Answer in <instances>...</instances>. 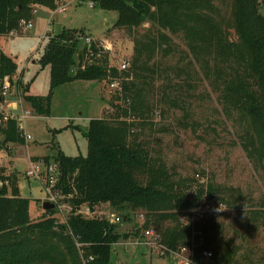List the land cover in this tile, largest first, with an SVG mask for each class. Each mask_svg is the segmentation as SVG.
I'll use <instances>...</instances> for the list:
<instances>
[{"label": "trees", "instance_id": "obj_1", "mask_svg": "<svg viewBox=\"0 0 264 264\" xmlns=\"http://www.w3.org/2000/svg\"><path fill=\"white\" fill-rule=\"evenodd\" d=\"M61 2L0 0V37L18 30L22 20L31 21L35 7L57 10ZM82 2L92 3L94 8L104 11L117 12V28H138L152 23L156 32L154 37L147 34L145 39L136 41L132 67L122 72L110 67L106 60H98L97 64L79 67L75 71L77 57L82 56V63L88 54L97 55L98 47L91 44L78 54L81 32L65 30L54 35L40 59L42 66L51 68V93L76 81L114 83L121 80L123 98H129L131 104L130 108L121 111L120 116L141 119L145 127L147 123L143 120L150 115L151 104L144 96L143 86L153 80L156 70L154 65L143 61V57L156 51H164L163 57L168 55L166 51L173 49L174 44L167 31L173 35L184 34L188 45L196 46V55L214 56L215 65L212 67L208 58L204 60L212 92L230 121L238 115L240 122L248 125L240 136L241 144L248 157L264 168V0ZM224 6H227L229 16L227 10L224 12ZM230 31H234L236 40ZM16 74V63L0 48V81L8 76L14 86ZM138 77H143L142 87L135 82ZM20 88L25 102L30 103L38 115H49L51 94L39 97L27 94L28 89L23 90L21 83ZM162 97L163 105L183 112L186 118L191 115L193 103L188 105L187 92L176 83L170 82ZM1 101L0 94V121L4 117ZM163 114L166 115L164 111ZM121 117L115 121L107 117L91 121L85 134L89 142L86 157H68L61 153L53 160L59 177L56 191L72 196L69 202L73 211L67 224L58 222L56 207L44 211L41 219H32V203L21 196L17 182L0 188V264H83L77 243L84 245L85 257H95V264H112L113 247L123 238L117 233L116 224L106 219H86L76 213L82 205H89L94 211L102 204H109L115 210H123L129 205L157 214L160 220L174 221L176 225L161 234L162 243L171 250L194 245L193 264H242L237 260L238 256L241 257L240 247L220 242L218 249L212 248L215 232L222 230V226L215 222L216 216L195 226V232L200 236H194L192 227L181 222V214L196 209L205 198L217 197L218 189L211 184H202L192 192L186 182L174 181L165 162L151 156L148 146L131 134L136 124L129 119L121 120ZM9 143L25 144L24 132L16 120L0 125V151ZM44 161L52 164L48 159ZM140 175L146 178L145 183L139 181ZM0 182H7L1 171ZM222 195L230 208L239 207L235 200H225V192ZM260 211L253 218L263 220L264 214ZM205 251L213 254L209 262L204 259Z\"/></svg>", "mask_w": 264, "mask_h": 264}, {"label": "rangeland", "instance_id": "obj_2", "mask_svg": "<svg viewBox=\"0 0 264 264\" xmlns=\"http://www.w3.org/2000/svg\"><path fill=\"white\" fill-rule=\"evenodd\" d=\"M63 5L67 10L61 12ZM59 6L57 10L35 7L37 12H33L30 28L20 23L19 29L13 31L14 35L11 32L0 37L1 50L17 65L15 84L3 110L6 114L20 116L24 109L28 116L21 127L24 134L30 136L24 145L9 143L0 151V168L4 167L9 185L17 182L21 196L31 201L30 215L34 220L41 219L43 210L39 204L48 198L45 188L48 180L45 176L46 179L29 176L33 171L31 161L40 160L34 163L39 173L50 164L44 161L42 165L41 160L48 159L53 163L61 153L68 157H86L89 142L85 134L91 121L106 117L111 121L118 120L121 111L130 108L131 104L129 98H123L121 80L114 83L76 81L51 93V68L40 63L49 39L65 30H77L81 32L78 54L94 43L99 53L88 54L82 63V56H78L75 71L79 67L97 64L98 60H106L110 67L122 72L132 67L136 41L145 39L147 34L154 37L156 32L152 23L138 28H117V12L94 8L92 3H83L82 0H62ZM226 10L229 16L227 6H224V12ZM230 32L236 40L234 31ZM166 34L172 38L175 47L166 51L167 56L163 57L164 51L141 56L148 65H154L156 73L145 86L143 77H138L135 82L143 86L144 96L153 106L149 105L151 113L143 120L147 123L145 127L141 119L127 118L136 124L131 134L148 146L151 156L165 162L174 181L186 182L189 191L193 192L202 184H211L218 189L219 195L210 200L215 209L221 205L225 210L214 213L215 222L222 226V230L215 232L212 248L218 249L220 242L237 246L241 249L238 262L264 264V219L253 218L258 210L264 214V168L248 157L241 144L240 136L248 125L240 122L238 115L230 121L212 92L204 60L208 58L212 67L215 65L214 56L196 55V46L188 45L184 34L173 35L168 31ZM170 82L187 92L188 105L193 103L192 113L187 118L183 112L161 103ZM20 83L23 90L28 89L29 95L47 97L51 94L49 115H38L32 105L25 102ZM127 119L121 117V120ZM198 175L201 179L197 178ZM138 179L141 183L146 182L141 175ZM223 192L225 200H235L239 207L230 208L222 199ZM70 199L71 196L65 195L58 199L59 205L68 202L70 207H64L62 211L58 209L56 216L61 224H66L72 214ZM85 207L79 208L84 211ZM117 217L122 221L116 223V231L123 238L113 247L112 264H176L175 260L161 257L158 251L142 244L129 245L143 243L147 230L162 236L168 228L176 225L174 221L160 220L157 214L129 205L123 210H115L109 204L98 205L90 218L112 222Z\"/></svg>", "mask_w": 264, "mask_h": 264}, {"label": "built area", "instance_id": "obj_3", "mask_svg": "<svg viewBox=\"0 0 264 264\" xmlns=\"http://www.w3.org/2000/svg\"><path fill=\"white\" fill-rule=\"evenodd\" d=\"M66 10H67V6L63 5L60 11L64 12ZM36 12L37 11H34V14ZM21 25L24 26L25 28H30L32 23L31 21L22 20ZM11 34L14 35L13 32ZM11 88H12V82H11L10 77L7 76L2 81H0V94L2 96L1 111L3 112V115H4L2 121H0V125L8 122L9 120H16L19 122V126L21 127L22 121L25 120L28 116V113L25 112V110L22 112L20 116H14L13 114H6L3 110V105L7 102V98L11 96L10 94ZM24 138L27 140H30V136L25 135V134H24ZM35 175H37L40 179L47 178L48 180L46 183L47 186L45 185V188L48 192L47 200L51 202L52 204H54L57 210L60 209L62 211L64 207L68 208V205H67L68 202H64V205L62 206L58 204V199L62 198L63 194L59 191L55 193L56 186L59 180L57 165L55 163H52L48 165L45 171H40L39 173L37 171V168H33V171L29 172V176H35ZM197 178L201 179L199 175L197 176ZM6 185H8V182H0V188H3ZM212 205H213L212 201L210 199L205 198L196 209L188 213H184L182 215L181 222L186 226L192 227V229L194 230V233H193L194 236H197V235L200 236V233L195 232V226L197 224L215 216L214 213L216 211ZM92 212L94 211L90 208V206L86 205L84 211L78 208L76 213L82 215L86 219H91L90 217L92 215ZM121 221H122L121 218L117 217V218H113V221L111 223L116 224V223H120ZM145 236H146V240L143 243L136 242V243H130L129 245L138 246L142 244L152 251L154 250L158 251L161 257H167V258L174 259L176 264H193L194 245L190 247H182V248H179L178 250H171L169 247H167L166 245L162 243V237L160 235H157L152 230H147L145 232ZM122 245L127 246L126 244H122ZM83 246H84L83 244L77 243V247L82 257L83 264H95L96 261L93 255H89L88 257H85L84 250H82ZM203 255H204V259L206 262H209L213 257V254L210 251H205Z\"/></svg>", "mask_w": 264, "mask_h": 264}, {"label": "crops", "instance_id": "obj_4", "mask_svg": "<svg viewBox=\"0 0 264 264\" xmlns=\"http://www.w3.org/2000/svg\"><path fill=\"white\" fill-rule=\"evenodd\" d=\"M59 7H60V6H59ZM59 7H58V8H59ZM39 8H41V7H38V9H39ZM23 111H24V109H23ZM23 111H22V112H23ZM17 116H19V115H17ZM25 120H26V119H25ZM20 128L23 130L22 127H20ZM23 132H24V130H23ZM36 161H40V160H32V161H31V165H33V166H31L32 168H36L35 165H34V163H35ZM41 162H42V163H40V164L44 165V164H43V163H44V160H41ZM0 171L3 172L4 175L6 174V171H5L4 167H3V168H0ZM42 171H43V170H42ZM44 171H45V170H44ZM14 173H15V172H14ZM6 186H10L9 183H8V185H6ZM45 202H49V201H48V200H45L44 202L41 201V204H39V205H42V206H41V207H42V210H43V211L41 212L42 214H43V212H44L43 205H44ZM50 203H51V202H50ZM67 205H68V204H67ZM68 208H70L69 205H68ZM68 208H67V209H68Z\"/></svg>", "mask_w": 264, "mask_h": 264}, {"label": "water", "instance_id": "obj_5", "mask_svg": "<svg viewBox=\"0 0 264 264\" xmlns=\"http://www.w3.org/2000/svg\"><path fill=\"white\" fill-rule=\"evenodd\" d=\"M44 211H50L55 209V205L50 202H45L43 205Z\"/></svg>", "mask_w": 264, "mask_h": 264}, {"label": "clouds", "instance_id": "obj_6", "mask_svg": "<svg viewBox=\"0 0 264 264\" xmlns=\"http://www.w3.org/2000/svg\"><path fill=\"white\" fill-rule=\"evenodd\" d=\"M222 210H225V209H222L221 205L219 206L218 209H215V211H222Z\"/></svg>", "mask_w": 264, "mask_h": 264}]
</instances>
